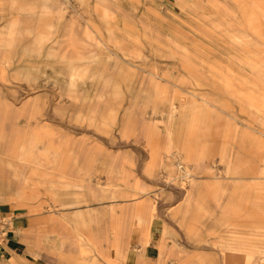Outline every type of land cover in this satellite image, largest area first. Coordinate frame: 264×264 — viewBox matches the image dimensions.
<instances>
[{
  "label": "rangeland",
  "instance_id": "1",
  "mask_svg": "<svg viewBox=\"0 0 264 264\" xmlns=\"http://www.w3.org/2000/svg\"><path fill=\"white\" fill-rule=\"evenodd\" d=\"M0 207L32 228L0 264H96L79 215L107 264H264V0H0Z\"/></svg>",
  "mask_w": 264,
  "mask_h": 264
},
{
  "label": "crops",
  "instance_id": "2",
  "mask_svg": "<svg viewBox=\"0 0 264 264\" xmlns=\"http://www.w3.org/2000/svg\"><path fill=\"white\" fill-rule=\"evenodd\" d=\"M224 114H227V113H224ZM193 119H194V117L190 121H188L186 123V126H187L188 130H191V131L196 127V122ZM187 147H188V152L186 154L183 155L182 152H180V151L179 152L183 155L184 160H186V157H187L188 161H190V158H189L190 142L188 143ZM154 155L157 157L156 154H154ZM185 155H186V157H185ZM186 167L190 168V165L186 164ZM190 170H192V169L190 168ZM20 195H23V194L19 193L17 195V197L20 198V200L17 199L18 205L27 207V208H29L32 211L34 209V207H36V205L34 203L32 204L30 199H23V196H20ZM81 203L82 202L79 201L77 203H69V204H66V205H63V206L66 207L67 205H71V206H68V207H72V206H74L76 204H81ZM1 209L2 208L0 207V210ZM137 214H138V210L135 211V216ZM90 216L91 215H89V218H90ZM79 217H80V220L76 221V219L74 218L73 222H74V224L76 226V232L79 235L78 236L79 237V241L82 242V245H83V247L85 249L84 253H86L88 256L91 255V258L95 260L96 264H107L105 262L106 258L103 256V254L101 252V248L98 246L99 244H97V243L95 244L94 242H92L91 239H89L88 237H86L84 234L81 233V230L79 228H81L83 226H86L88 221H86L84 219L83 215H79ZM16 218L17 219H16V222H15V229L12 232V234H11V236L9 238V241L7 242V244L3 248H0V254H1L2 258H8L10 256L13 257V254L19 255V253L22 250V247H24V239H26L29 236V234H30V232L32 230V228L28 227V219L27 218L24 219L22 216L21 217L16 216ZM139 225H141V224H139ZM83 239H85V241H88V243H90L92 245V247L89 248V249H86L85 248L86 242ZM119 244H120L119 241H117L116 247L114 249V253H115L116 256L121 257L120 255L124 254L125 257H121L122 260H124V261H127V260L132 261L130 264H140V262L142 260L141 257H139L138 255H135L134 251H133L134 254H132V252H130L131 257H128V255L125 254V250L120 248ZM224 249L226 251H231V252H239V251L243 250L242 246H236V245H233L232 243L224 245ZM262 252L263 251H261L260 253H262ZM248 254H247L246 257L247 258H251L252 256L248 255ZM260 260H261V257H260Z\"/></svg>",
  "mask_w": 264,
  "mask_h": 264
},
{
  "label": "bare ground",
  "instance_id": "3",
  "mask_svg": "<svg viewBox=\"0 0 264 264\" xmlns=\"http://www.w3.org/2000/svg\"><path fill=\"white\" fill-rule=\"evenodd\" d=\"M36 2H38V1H36ZM42 2V1H41ZM44 2V1H43ZM39 3V2H38ZM49 3H51V2H49ZM83 3V2H82ZM46 4H48V3H46ZM45 4V5H46ZM35 6V5H34ZM44 6V5H43ZM50 7V6H49ZM252 8H253V10L255 11V13H256V15H257V12H258V8L257 7H255L254 5L252 6ZM20 10V9H19ZM51 13V12H50ZM32 14L34 15L35 14V12H32ZM31 14V15H32ZM43 14V13H42ZM20 15V14H19ZM20 17V16H19ZM64 18H65V16H64V14H61L60 16H59V18H58V21H59V23H60V26H61V23H64L63 21H64ZM14 20V19H13ZM10 21V20H9ZM68 21V20H67ZM66 22V21H65ZM21 23H23V22H21V21H19L18 23H15V24H12L11 26H9V27H7L6 29H5V31L2 33L3 35L4 34H8L9 36H10V38L12 39V41L16 38V35L17 34H19V33H21L20 32V27H21ZM45 23V22H44ZM47 23H48V21H47ZM11 24V23H10ZM44 25V24H43ZM39 28V27H38ZM60 28V27H59ZM26 32H30V33H32V31L31 30H29V29H27V30H25ZM58 32V29L57 28H55V26H52V27H50V28H48L47 29V31L46 32H42L43 34L42 35H40V41H39V43H38V45H40L42 48L46 45V44H53V43H55L56 41V33ZM41 34V33H40ZM36 35V34H35ZM68 35H72V34H68ZM60 36H61V34H60ZM239 36H243L245 39H250L251 37H252V35H250V34H248V33H242V32H239ZM238 38V41L239 42H241L240 40V38L239 37H237ZM91 43V42H90ZM235 43V42H234ZM239 44V43H238ZM58 48V47H57ZM47 54H49L50 55V57L51 58H53V59H56V58H62L65 62H69V63H73V62H75L76 60H78V59H82V58H80V57H74V56H72V57H70V58H68L67 57V54L65 53L63 56H60L59 55V51L57 50V49H55V48H50V51H49V53H47ZM257 66V65H256ZM262 76V75H261ZM263 77V76H262ZM156 90V89H155ZM202 101H203V103L204 104H209V101L207 100V98H203L202 99ZM212 105V104H211ZM174 107H175V105L173 104V102L172 103H169L168 104V108H169V110H168V118L170 119V118H173L174 117V115H175V113L173 112V109H174ZM212 107V106H211ZM196 107H193V109H195ZM216 109V108H215ZM224 109V108H223ZM189 110H190V106H188V105H186V106H184V105H182V111H181V118L182 119H188V118H191L193 115H194V113L195 112H189ZM218 111V110H217ZM221 113H228L227 114V116L228 117H231L233 120H234V122L235 123H238V116H232V114L230 113V112H227V110H221ZM236 119V120H235ZM223 151V150H222ZM231 156V155H230ZM234 160V159H233ZM234 162V161H233ZM116 169V168H115ZM182 169H184L183 171V173H184V175H183V180H182V183H185V184H190V185H192V186H194V179H195V176L193 175V172H192V170H190V169H185V168H182ZM110 171L109 172H111V173H116V171L118 172V174H120L119 173V170L118 169H116V171L115 170H113V169H109ZM182 171V170H181ZM123 173V172H122ZM121 173V174H122ZM184 181H186V182H184ZM118 188H120V185L118 184V185H115V184H109V185H107V186H105L104 187V189H103V195H100V196H98L97 197V201H102L103 200V196H104V194L105 193H108L109 191H112V193L114 192V191H116V189H118ZM125 193V192H124ZM126 195V194H125ZM68 206H71V205H67L66 207H68ZM91 208V207H90ZM167 232V231H166ZM165 234V233H164ZM84 241H85V239H83ZM86 242V245H85V248L86 249H89V248H91L92 247V245L90 244V243H88V241H85ZM121 257H125L124 256V254H122V255H120ZM261 262L262 263H264V252H262L261 253Z\"/></svg>",
  "mask_w": 264,
  "mask_h": 264
},
{
  "label": "built area",
  "instance_id": "4",
  "mask_svg": "<svg viewBox=\"0 0 264 264\" xmlns=\"http://www.w3.org/2000/svg\"><path fill=\"white\" fill-rule=\"evenodd\" d=\"M16 216H5L0 218V248L7 244L15 229Z\"/></svg>",
  "mask_w": 264,
  "mask_h": 264
}]
</instances>
